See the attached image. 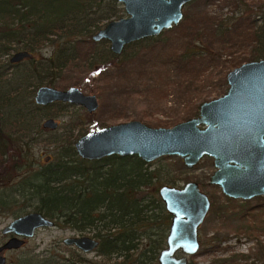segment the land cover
<instances>
[{"label":"trees","instance_id":"1","mask_svg":"<svg viewBox=\"0 0 264 264\" xmlns=\"http://www.w3.org/2000/svg\"><path fill=\"white\" fill-rule=\"evenodd\" d=\"M224 3L232 9L229 11L231 13L211 14L205 11L201 14V23L196 27L198 32L194 33V40L182 44L178 52L175 51L180 62L194 64L198 58L213 57L214 51L203 41L206 29L221 37L223 45L247 49L243 57L249 58L241 63L264 57V0H224ZM249 4L251 7L255 5L256 11L251 12ZM117 5L116 0H0V56L20 49L34 54L52 41L59 43L54 56L41 62L28 59L29 70L26 75L19 77L16 85L8 89V92L3 88L6 77L0 71V111H27L20 115L27 116L30 112L49 109L37 107L31 101L24 103L22 99L19 100L18 90H21V85L30 80H33V86L51 85L58 75L56 69L66 67L70 60L75 62L79 59L76 40L91 39L102 27V21L106 23L112 17H121ZM161 41L160 34L141 39L126 45L120 56L112 54L106 44L100 41L105 48L92 53L88 66H97L89 73L112 66L130 51L134 53ZM96 54L99 55L98 60L94 58ZM55 104L61 108L69 106ZM196 108L194 115L199 105ZM26 121L19 117L13 124L5 125V129L3 125L0 128V155L12 149L17 152L7 160V168L0 163V187L9 185L22 175L11 191H0V210L9 212L12 205L20 202V207L16 209L19 214L16 215L27 213V208L38 211L53 220L56 226L90 231L92 237L98 240V245L93 251L95 258L70 252L66 259L60 255L56 259L53 252L35 253L30 250L20 251L17 262L11 264H154L169 225L163 204L156 195L159 187L157 182L161 179L159 171L150 169L151 164L135 155H112L91 161L80 158L73 143L77 139L75 129L84 126L81 122L66 129L60 135L59 144L54 138L44 140L45 144L59 146L61 152L51 155L49 163L35 169L32 162H28L27 156L30 144L37 142V138L32 136L34 141L22 138L26 132H38V127L35 125L30 128L28 123H24ZM101 160L107 171L101 169ZM23 169L24 172H21ZM179 180L177 176L167 175L164 183L175 185ZM117 185H121V193L115 197ZM129 192L135 197L134 205L131 209H125L128 207ZM147 200L152 206L145 204ZM113 205L120 206L121 210ZM262 206L264 209V203ZM233 211L240 212L241 218H251L236 232L247 236H257L258 232L264 234V220L252 214V208L240 205ZM10 213L15 216L14 211ZM151 233L153 236L149 237ZM144 244L147 245L139 256L132 258L131 252ZM220 248L221 243L213 240L202 251L209 255ZM246 258L247 255L243 253L230 254L213 259L210 264H242L241 260ZM191 264L195 263L191 261Z\"/></svg>","mask_w":264,"mask_h":264},{"label":"rangeland","instance_id":"2","mask_svg":"<svg viewBox=\"0 0 264 264\" xmlns=\"http://www.w3.org/2000/svg\"><path fill=\"white\" fill-rule=\"evenodd\" d=\"M255 2L259 0H254ZM251 12H254L255 5L251 7ZM120 16H128L121 4L117 5ZM232 10V9H231ZM230 7L225 6L224 0H193L188 2L183 7V18L179 24L175 25L171 30H164L160 37L162 41L152 46H145L137 52L126 53V56H121L119 61L112 66L104 69H96L95 73L90 74L93 67H89L92 53L101 51L105 48L104 45L85 38L86 40H76L78 42L77 53L79 59L75 62H70L67 66L56 69L58 75L49 86L57 89H66L69 86H74L80 89L85 94H95L98 99V107L95 111L87 113L83 108L77 105H69L61 108L58 104H53L50 110L45 111L52 114L59 122V128L56 131L42 129L40 124L45 117L35 116L30 121V126L37 125L36 133H31V136H36L37 142H32L28 151V162H32V166L36 169L44 166L46 163L43 159L48 156H53L61 152V148L54 144H45L44 140L55 139L59 144L60 135L70 128L75 122H81V128L75 129L76 137L85 134L93 129L103 126L126 122L129 120H139L151 127H171L178 122L194 117L196 106L204 101L217 98L226 93L228 84L226 82V72L246 61L249 57L244 58L242 46L230 47L223 45L221 37H217L210 30L206 29L203 34V41L206 46L214 51L213 57L197 59L194 64L180 62L175 55L178 52V47L191 43L194 40L193 35L198 32L196 27L201 23L200 16L205 11L209 13H231ZM112 17L111 19H115ZM102 21L101 25H104ZM54 38V37H53ZM52 39V38H51ZM108 45V44H107ZM233 45V44H232ZM235 46V44L233 45ZM59 48V43L53 41L46 44L40 51L33 54V59L41 62L54 56ZM107 48V46H106ZM181 48V47H180ZM13 51L0 56V71L6 77L4 90L15 86L19 77L26 75L29 69L27 60L17 65H11L8 60ZM99 55H94L98 60ZM234 57V58H233ZM32 59V58H31ZM234 59V60H233ZM233 60L232 63H230ZM230 64H234L230 66ZM9 79V80H8ZM33 80L21 85V90H18V99L24 103L31 101L38 86H33ZM34 87V88H33ZM32 105V104H30ZM9 109L0 111V117L9 122L11 112ZM189 112V113H187ZM80 134L77 136V134ZM6 160L7 157L1 156V159ZM7 168L6 161H1ZM150 169L158 170L161 174V179L157 184L170 185L181 187L187 181H195L199 184L202 191L211 196H216L217 201L223 200V196L218 192L219 188L209 184V176L214 172L215 168L210 157L204 156L194 167L187 168L182 160L177 156H163L157 160L149 162ZM6 165V166H5ZM25 169L21 170L24 172ZM167 175L170 177H179L180 180L175 185L164 183ZM22 176V175H21ZM19 176V177H21ZM19 177H16L9 185L0 187V191L9 192L16 187ZM0 175V182H1ZM264 199V196L253 199L249 205ZM18 200V198H17ZM225 201V199L223 200ZM227 203V201H225ZM243 201L237 199L230 202L229 206L236 208ZM20 202L11 206L9 212L0 210V245L6 241L8 236L1 233L2 229L14 218L21 216L16 215V209L20 207ZM233 208V209H234ZM30 212L32 210H28ZM11 211L15 212V216L11 215ZM259 210L252 209V214H256ZM240 212L233 211L229 213V219L224 224H220L212 212L206 217L201 225L199 232L202 237V247H208L213 243L210 240L214 235L216 226L221 227V233L224 236L228 233L229 240L222 243V247H228L226 252H214L209 255H189V260L195 264H210L213 259L223 258L232 253H245L247 258L242 260V264H264V237L260 236V241L247 240V235L236 232L239 227L246 222L251 221V218L239 217ZM259 218V217H258ZM264 220V213L260 216ZM219 224V225H218ZM237 233V234H236ZM72 235H88L92 236L91 232L75 231L67 227H59L53 225L51 227L38 228L33 237L28 238L20 249L9 250L5 252L7 263L17 262L20 257V251L33 250L35 253L53 252L62 258L69 257L70 252H78L87 258H95L94 252L84 253L74 246L65 245L62 240L65 237ZM144 245H139L135 249L131 257L136 258L144 249ZM165 245L163 244L161 248ZM177 255H180L177 254ZM41 258L40 256H38ZM66 259V258H65ZM157 259V258H156ZM154 264H158L157 260Z\"/></svg>","mask_w":264,"mask_h":264},{"label":"water","instance_id":"3","mask_svg":"<svg viewBox=\"0 0 264 264\" xmlns=\"http://www.w3.org/2000/svg\"><path fill=\"white\" fill-rule=\"evenodd\" d=\"M116 1L128 16L107 21L91 39L108 40L111 52L119 55L133 41L157 36L180 23L183 7L193 0ZM30 55L21 50L10 61ZM226 82V93L202 102L196 117L171 127H151L129 120L96 128L75 140V152L90 161L135 155L149 163L163 156H177L187 168L194 167L204 156L212 157L215 171L210 184L218 185L233 198L264 195V57L232 68ZM55 101L80 105L88 113L98 107L95 94H85L74 86L63 90L47 85L37 88L36 104ZM57 125L51 118L43 122L44 127L52 129ZM158 194L171 220L157 263L188 264L185 255H193L199 248L197 228L209 210V198L195 181L181 187L161 185ZM53 225V220L38 211L12 219L1 231L8 238L0 245V264H6V251L20 249L38 228ZM62 242L84 253L94 251L98 245V240L88 235L68 236ZM177 250L185 255L175 256Z\"/></svg>","mask_w":264,"mask_h":264},{"label":"flooded vegetation","instance_id":"4","mask_svg":"<svg viewBox=\"0 0 264 264\" xmlns=\"http://www.w3.org/2000/svg\"><path fill=\"white\" fill-rule=\"evenodd\" d=\"M105 25V24H104ZM103 25V26H104ZM102 26V27H103ZM141 40V39H140ZM136 41H139V40H136ZM136 41H133L132 43H134V42H136ZM98 42H100V41H98ZM101 42H104L105 44H106V46H107V48L109 49V51L111 52V50H110V43H109V41L108 40H106V39H102L101 40ZM132 43H130V44H132ZM108 44V45H107ZM129 45V44H128ZM125 48V47H124ZM21 50H23V49H20V50H14L13 51V53L10 55V57L15 53V52H18V51H21ZM123 51H124V49L122 50V52L118 55V56H120L122 53H123ZM28 52V51H27ZM31 55L28 57V58H25V59H23V60H20V61H17V62H11L10 61V57H9V60H8V62L11 64V65H17V64H20V63H22V61H25V60H28V59H31V58H33L32 56H33V54L31 53V52H29ZM112 53V52H111ZM112 54H114V53H112ZM114 55H116V54H114ZM27 70H29L28 68H27ZM24 75H25V73H24ZM40 86H42V85H40ZM47 86H49V85H47ZM39 87V86H38ZM37 87V88H38ZM70 87V86H69ZM37 88H36V90H37ZM68 88V87H67ZM36 90H35V92H36ZM34 95H35V93H34ZM97 102H98V99H97ZM55 103H62V104H67V105H72V104H69V103H65V102H60V101H55V102H52V103H47V104H45V105H39V104H36L35 102H34V96H33V105H36L37 107H41V108H49V109H45V110H38L37 112H30L27 116H20V115H22V114H24V113H26L27 111H21V112H11V119H10V121L7 123V122H5L1 117H0V128H1V125H3V127H4V129H5V125H10V124H13V122H16V121H18V118L19 117H21V118H24L25 120L27 119V121H31L32 122V119H34L35 118V116H38V117H45L43 120H42V122H41V124H40V126H41V128L42 129H45V130H49V131H56L58 128H59V122L53 117V115L52 114H48V113H46L45 111H48V110H50V108L52 107V105L53 104H55ZM99 104V103H98ZM74 105V104H73ZM77 106H80V105H77ZM81 108H83L86 112H87V110L84 108V107H82V106H80ZM198 110H199V108H198ZM88 113V112H87ZM89 114V113H88ZM198 115V112H197V114L196 115H194V117H196ZM49 118H51V119H53V120H55L56 122H57V127L55 128V129H52V128H49V127H44L43 126V122L46 120V119H49ZM190 118H193V117H190ZM189 118V119H190ZM24 122V123H28V125L27 126H30V122ZM76 124L77 123H79V122H75ZM30 128H31V126H30ZM24 136H26V137H24ZM22 139H28L29 141H34L33 139V137L31 136V132L29 131V132H26L24 135H23V138ZM74 144V143H73ZM30 147V146H29ZM74 147V146H73ZM21 150L23 151V152H25L24 151V149H22L21 148ZM29 151V150H28ZM17 152H15V149H12V150H10V151H8L7 153H3V155H0V158H1V156H4V157H7V159H6V163H8L7 162V160L11 157V155H14V154H16ZM109 157V156H108ZM120 157H124V156H120ZM105 158V157H104ZM211 159H212V164H213V158L212 157H210ZM103 159V158H102ZM1 160H4L3 158L1 159ZM51 160V156H46L44 159H43V161H45L46 163L44 164V166L49 162ZM146 163V162H145ZM213 166H214V164H213ZM215 168V167H214ZM101 169L103 170V171H107V169L105 168V164H104V162H102V160H101ZM118 169H120V168H118ZM215 171V170H214ZM214 173V172H213ZM212 173V174H213ZM211 174V175H212ZM211 175L209 176V179H210V177H211ZM197 183V182H196ZM208 183L210 184V180L208 181ZM119 184V183H118ZM198 184V183H197ZM212 185H215V184H212ZM121 186V185H120ZM120 186H118L117 185V192L115 193V197H118V195L121 193V191H120V189H119V187ZM198 186H199V184H198ZM215 186H217L218 188H219V193L221 194V196H223V198L225 199V201H227V203L225 202V201H223V200H221L220 202H218L217 201V197L216 196H211V195H208L207 193H205L204 191H202L201 190V188H200V190L203 192V193H205L207 196H208V198H209V201H210V207H209V210H208V212H207V214L205 215V217H204V219H203V221L199 224V226H198V228H197V240H198V243H199V248H198V250L193 254V255H196V256H199V255H206V254H204L203 253V249L205 248V247H202V244H203V241H202V237L200 236V232H199V229H200V227H201V225L204 223V221H205V219H206V217L212 212V215H214V217L216 218V220L220 223V224H224V223H226V221L229 219V217L230 216H228V214L229 213H232L233 212V206L231 207V206H229V203L230 202H234V200H237V199H239V200H241V201H243L241 204H239L238 206H236V207H239L240 205H244L245 206V208H246V206L247 207H249V208H252V209H257V210H259L258 212H257V216H261L263 213H264V209H262L263 208V206H262V203H264V199H262L261 201H259V202H256L255 204H251V206L249 205V203L250 202H248V201H251V200H253V199H257L258 197H261V196H264V195H257V196H254V197H252V198H250V199H242V198H233V197H230V196H228V195H226L223 191H222V189L218 186V185H215ZM159 188V187H158ZM128 191H126V193H127ZM152 192H154V191H152ZM113 193V194H114ZM155 193V192H154ZM129 194H130V198H128V196H127V198H128V207H125V209H131L132 208V206L134 205V199H135V197L131 194V192H129ZM148 195V194H147ZM156 195H158V197H159V199H160V201H161V203L163 204V209H165V212H166V214H167V216H168V218H169V225H170V220H171V215L168 213V211L166 210V208H165V204H164V202L162 201V199L160 198V196H159V194H158V190H157V194ZM120 197V196H119ZM111 198V197H110ZM147 198L149 199L150 197L149 196H147ZM112 199V198H111ZM149 200H151V199H149ZM149 200H147L146 201V203L145 204H149L150 206H152V204H150L149 203ZM110 202V201H109ZM116 203V202H115ZM117 205H118V203H116ZM114 206V205H113ZM115 208H118L119 210H121V207L120 206H114ZM221 209V210H220ZM156 214H158L157 212H156ZM240 217V216H239ZM260 218V217H259ZM169 225H167V232H168V229H169ZM219 225V224H218ZM221 227L222 226H216L215 227V230H214V235H213V237H211L210 238V240H215V241H219L221 244L222 243H225L227 240H229V235H228V233H229V231H227L228 233H225L224 234V236L222 235L223 233H221ZM263 236L264 237V234H262V233H260V232H258V234H257V236H245V237H247V240H249V241H253V240H256V242H259L260 241V236ZM153 235H152V233L149 235V237H152ZM166 236H167V233H166V235H165V237H164V245H166ZM147 240V239H146ZM264 246V245H263ZM165 247V246H164ZM163 247V248H164ZM207 247V246H206ZM162 249V248H161ZM229 248L228 247H222L221 246V248L218 250H215L216 252H226L227 250H228ZM159 252H160V250H159ZM159 252H158V254H159ZM180 253V255H177V254H179ZM5 254V253H4ZM232 254H238V253H232ZM243 254H245V253H243ZM174 255L175 256H182V255H185V254H182V252L180 251V250H177L175 253H174ZM246 255V254H245ZM6 256V255H5ZM190 256H192V255H190ZM227 256H229V255H227ZM227 256H225V257H227ZM185 257H187V260H188V264H191V261L189 260V255H185ZM243 260H245V259H243ZM242 261V260H241ZM6 263H7V257H6Z\"/></svg>","mask_w":264,"mask_h":264},{"label":"bare ground","instance_id":"5","mask_svg":"<svg viewBox=\"0 0 264 264\" xmlns=\"http://www.w3.org/2000/svg\"><path fill=\"white\" fill-rule=\"evenodd\" d=\"M48 163H49V162H48ZM38 170H39V169H38ZM38 170H37V171H38ZM34 172H35V171H34Z\"/></svg>","mask_w":264,"mask_h":264}]
</instances>
